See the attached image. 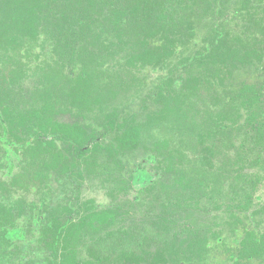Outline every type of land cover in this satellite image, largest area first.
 <instances>
[{"label":"trees","instance_id":"16d2710c","mask_svg":"<svg viewBox=\"0 0 264 264\" xmlns=\"http://www.w3.org/2000/svg\"><path fill=\"white\" fill-rule=\"evenodd\" d=\"M149 68L166 70L152 90ZM1 170L0 264H206L213 243L264 264L245 214L264 170V0H0ZM89 180L110 204H78ZM142 199L147 234L125 225ZM222 207L228 241L191 224Z\"/></svg>","mask_w":264,"mask_h":264},{"label":"rangeland","instance_id":"374dc122","mask_svg":"<svg viewBox=\"0 0 264 264\" xmlns=\"http://www.w3.org/2000/svg\"><path fill=\"white\" fill-rule=\"evenodd\" d=\"M203 38V33H200L198 35V38H196V41L200 42V40ZM144 74H145V78H146V90H152L155 88L156 83L159 82V79L161 78V76H164L166 73V70H153L151 68L149 69H145L143 70ZM228 84V82H227ZM63 120H68L69 117L66 115L64 117H62ZM240 140V136L236 139V142H238ZM237 144V143H236ZM234 149V148H233ZM229 151H231L230 149H228ZM235 150V149H234ZM233 150V151H234ZM138 156V155H136ZM127 161L129 160V167L131 164H135L133 163L134 160L129 157L128 159H126ZM133 160V161H132ZM147 168H150L149 166ZM134 170V168H133ZM150 170L147 169V171H142L139 173H135L134 171L128 172L127 175H132L134 176V180L137 179L138 174H151L149 172ZM253 172V171H250ZM257 175L259 177H261L262 179L259 181L260 185L257 189V191L254 193V197H253V203L251 205V209L247 212H245V214L248 216L249 213H253L255 212L254 210L258 211V214H256L254 216V220H249L246 219V222L251 223L252 225H256L257 223L260 224L259 228L261 230H264V170H256ZM0 177L4 180H6V182H9V176L6 175L5 170H1L0 171ZM142 183H138L137 186H140ZM58 185V184H56ZM143 185V184H142ZM58 189V195L60 197H58V199L61 200V203L65 204L68 196L70 194H74V191L71 192L73 189L71 188V185L66 184L65 187H62V185L60 184L59 186H55ZM138 187L133 188L132 190L137 189ZM131 190V191H132ZM61 192L63 194H61ZM134 193V191L132 192V194ZM35 191L31 190L28 191L27 194L22 191V190H18V191H14L13 192V197L12 199H16V198H21L25 201H30L32 199L35 198ZM72 196V195H71ZM48 198V197H47ZM46 198V200H47ZM74 198H76V201L78 202V204H82L83 202H85L86 200H91L92 204L94 206L97 207H104V205H108L112 202L111 197L108 196L107 194V190L101 185L99 180H89L83 183L81 189L78 192H75L74 194ZM49 200V198H48ZM150 209V203L148 202L147 199H142L140 202L133 204V209L130 208V210L133 212L132 215L129 214L127 222L125 223V225L127 226H133L134 229L136 231L139 232L140 229H142V231L147 234L151 231H154L155 226L152 223V220L149 219V217L147 216V211ZM29 216V212H26L23 217H21L20 219L17 220V226L20 228H24L23 230L25 231L26 228H28V223H27V219ZM246 217V216H245ZM228 221V213L225 210V207H222L221 209H209L207 211H204V213H200L198 215L195 214L194 215V220L192 221V225L195 227V229H203L204 232H206L207 226H211L209 227L210 229L212 228L214 231L218 230V231H222L220 232L221 234V238L225 239L226 241L229 240V238L232 237L231 233H230V228L228 227L226 222ZM244 221V220H243ZM24 224V225H23ZM26 224V225H25ZM158 229L159 226H158ZM211 229V230H212ZM216 232V231H215ZM32 235V234H31ZM211 235L208 234V238H210ZM86 244L87 247L90 245V241L88 240L87 243H83L81 245V250H86ZM105 245H103L102 247H104ZM223 245L219 244L218 247V243H213L210 245V252L208 254V256L211 258L206 260V264H232L228 259H226V255H224L223 253ZM197 262V258L194 257L192 259V264H196Z\"/></svg>","mask_w":264,"mask_h":264}]
</instances>
